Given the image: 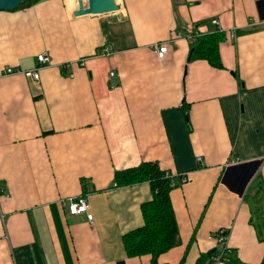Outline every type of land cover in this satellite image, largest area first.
<instances>
[{"label": "crops", "instance_id": "0c3cea01", "mask_svg": "<svg viewBox=\"0 0 264 264\" xmlns=\"http://www.w3.org/2000/svg\"><path fill=\"white\" fill-rule=\"evenodd\" d=\"M117 3L106 14L74 15L77 0L0 10V264H151L122 242L143 224L150 184L114 181L144 160L187 176L169 193L178 240L159 264H210L218 228L237 261L260 263L264 0ZM214 31L222 68L190 58L192 33ZM80 195L92 220L68 210Z\"/></svg>", "mask_w": 264, "mask_h": 264}, {"label": "trees", "instance_id": "16d2710c", "mask_svg": "<svg viewBox=\"0 0 264 264\" xmlns=\"http://www.w3.org/2000/svg\"><path fill=\"white\" fill-rule=\"evenodd\" d=\"M35 1L38 0H25L18 6ZM223 39L224 35L219 31L206 34L192 33L190 58L204 59L211 66L222 68L219 43ZM172 178L173 174L162 169L157 162L146 160L137 166L114 172L116 185L123 186L148 181L151 188V199L140 205L143 224L122 235L126 256L149 254L151 255V264H159L158 256L177 244L178 224L169 196L171 189L176 186L171 184ZM229 264L247 263L237 261L231 254ZM258 264H264V255Z\"/></svg>", "mask_w": 264, "mask_h": 264}, {"label": "built area", "instance_id": "2783aa9c", "mask_svg": "<svg viewBox=\"0 0 264 264\" xmlns=\"http://www.w3.org/2000/svg\"><path fill=\"white\" fill-rule=\"evenodd\" d=\"M214 24L218 25V21L216 19L212 20ZM167 42H158L155 44V52L158 57H163L164 53L167 51ZM37 60L40 63L47 62L49 60L48 55L46 53H40L37 55ZM5 74H13V73H22L27 77L32 78L37 81L39 79L38 69H29V70H21L19 68L7 66L4 69ZM111 75L114 72L110 73ZM172 185H177L180 183H184L187 181V176L182 175L179 178L173 175ZM68 210L71 214H86L88 220H92V214L88 212V204L84 195L78 196L75 200L70 201L68 203ZM227 228H218L214 230L209 238L213 240L215 250L210 254V264H229V256L233 253V249L228 244L229 234Z\"/></svg>", "mask_w": 264, "mask_h": 264}, {"label": "water", "instance_id": "95a60500", "mask_svg": "<svg viewBox=\"0 0 264 264\" xmlns=\"http://www.w3.org/2000/svg\"><path fill=\"white\" fill-rule=\"evenodd\" d=\"M25 0H0V10H12ZM78 6L74 15L106 14L116 11L119 6L115 0H77ZM215 250L213 247L208 254Z\"/></svg>", "mask_w": 264, "mask_h": 264}, {"label": "bare ground", "instance_id": "6f19581e", "mask_svg": "<svg viewBox=\"0 0 264 264\" xmlns=\"http://www.w3.org/2000/svg\"><path fill=\"white\" fill-rule=\"evenodd\" d=\"M116 2H118V0H115Z\"/></svg>", "mask_w": 264, "mask_h": 264}]
</instances>
